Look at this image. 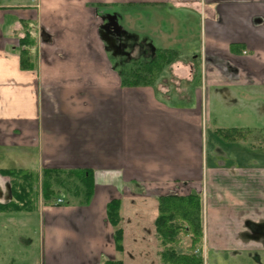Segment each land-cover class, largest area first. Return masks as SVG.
I'll use <instances>...</instances> for the list:
<instances>
[{"label": "crops", "instance_id": "0c3cea01", "mask_svg": "<svg viewBox=\"0 0 264 264\" xmlns=\"http://www.w3.org/2000/svg\"><path fill=\"white\" fill-rule=\"evenodd\" d=\"M168 2L201 13V48L171 25L164 43L185 59L173 84L124 86L107 14L131 4L172 21ZM24 21L36 37L29 69L18 52ZM156 43L141 28V52ZM204 85L235 87L247 100L264 88V0H0V204L11 199L5 169L40 180L46 169L86 170L94 180L87 203L66 191L54 207L0 212V264H159L158 198L193 192L203 197L204 264H264V137L227 141L225 126L209 128ZM113 199L122 202L123 252L107 216ZM190 245L185 236L177 251Z\"/></svg>", "mask_w": 264, "mask_h": 264}, {"label": "trees", "instance_id": "16d2710c", "mask_svg": "<svg viewBox=\"0 0 264 264\" xmlns=\"http://www.w3.org/2000/svg\"><path fill=\"white\" fill-rule=\"evenodd\" d=\"M32 23L23 22V35L19 37L18 52L23 69L33 67L36 37L32 34ZM176 49H156L150 57H132L124 62L121 69L124 86H145L153 84L164 67L182 60ZM250 129L232 127L221 129L219 133L228 141L248 138ZM11 180V199L0 204V212L29 211L33 205V192L36 189L47 203H52L60 193L59 188L75 196H82L87 203L93 195L94 180L91 173L80 170L46 169L41 176L28 169H5ZM58 188V189H57ZM39 193V192H38ZM53 200V201H52ZM159 214L155 220L159 245V264H204L202 253L197 248L204 237L203 197L199 193L189 195H167L158 198ZM122 202L113 199L107 205V216L114 227V240L117 251H123V229L121 222ZM185 236H190L189 253L178 252ZM106 264H123L121 260L107 261Z\"/></svg>", "mask_w": 264, "mask_h": 264}, {"label": "rangeland", "instance_id": "374dc122", "mask_svg": "<svg viewBox=\"0 0 264 264\" xmlns=\"http://www.w3.org/2000/svg\"><path fill=\"white\" fill-rule=\"evenodd\" d=\"M178 1H184V0H178ZM163 9L165 10L164 17H168L169 19L172 18V21L168 19L167 21L166 20L162 21L163 20L162 18L160 20L161 22H157V21L155 22L153 18L151 19H148L147 17L144 18L143 14L141 13V6L139 5L136 6L131 4H127L124 7L116 8V11L113 13V15L108 16L107 14V20L108 21L115 20L116 23L119 24L118 27H120L124 33V37H123L124 39L120 40V42L122 41L123 43L122 48H124V50L128 53H130L129 51L131 49L133 41L141 42V28L149 30L152 33V35L154 34L157 41L156 44L158 49L178 50L179 49L178 45L176 48H174V46H170L168 44L165 45L164 43L165 42L164 40L166 38L163 39V36L165 35V33L168 32L167 27H170L171 25H175V29L172 28L173 29L172 32L177 31L178 32L177 34L182 33L188 36V48H192V47L201 48V43L203 40L202 38L203 17L201 16V13L197 14L190 9L179 6L176 7L173 2L165 3V5H163ZM179 54L182 56L181 53ZM182 60L185 61L184 58ZM182 60L176 61L171 65L164 67L163 70L158 73L156 79L153 81V84L151 85L153 86L159 85L158 87L165 86L169 88V85L171 83L173 84V82H171L172 75L170 72L172 69H175L176 66L178 67L181 66V62H184ZM200 80L201 78H198L195 84L198 83L199 88H202L201 85L199 84L201 83ZM233 89H235V87L219 88V87L211 86L206 88L204 85V91L206 93L205 96L206 98H208L209 128L217 124L218 126H225L226 129L232 127H237V128L243 127L246 128L247 130L251 129L252 132H249L248 138H250L251 136L253 137V139L257 137L258 139L255 138V140H257L258 143H261V141H263L262 137H264V88L257 87L255 90H253L254 97L252 100L241 98L238 94L235 95L232 92ZM185 95H187V97L191 96L190 94H184V96ZM189 99L190 98H187L184 101L188 102ZM178 103L182 104L180 103V101ZM219 135L221 134L219 133ZM206 136L207 139H209V141H212L213 137L211 136L210 131L207 132ZM221 138L225 139L223 136ZM255 149L260 151L263 148L260 147V145H258L255 147ZM59 190L60 193H58V195L65 198L67 196L66 190L64 188H59ZM41 195L42 193L40 191H37L36 189L34 190L33 192L34 205L35 203L36 205L40 204V207L41 206L54 207L56 205L55 201H53L52 203H47L43 199V195L42 196ZM36 205L34 207H36ZM19 212H26V211H19ZM134 217H137V215L134 214ZM8 241L12 243L15 242L16 239H9ZM36 241L37 239L35 240V243ZM20 242L21 241H17V244L19 248H22L23 246L21 245ZM28 246H30V244H28ZM197 249H199L200 250L199 252L202 253L201 252L202 246L198 247ZM8 259L11 264L23 263L19 261V258L16 259L14 257H9ZM27 263L37 264V259L34 257L28 260Z\"/></svg>", "mask_w": 264, "mask_h": 264}, {"label": "flooded vegetation", "instance_id": "af4514ba", "mask_svg": "<svg viewBox=\"0 0 264 264\" xmlns=\"http://www.w3.org/2000/svg\"><path fill=\"white\" fill-rule=\"evenodd\" d=\"M106 25L104 27V35L106 36L108 42H109V48L111 49V53L114 56H118L120 58V62H122V65L124 62L130 60L132 57H150L153 54H149L147 52L142 53L141 52V42H135L133 41V44L130 49V53L126 52L124 48H122V41L124 38V33L122 29L119 26V24L116 23L115 20H106ZM128 53V54H127ZM133 54V55H132Z\"/></svg>", "mask_w": 264, "mask_h": 264}, {"label": "built area", "instance_id": "2783aa9c", "mask_svg": "<svg viewBox=\"0 0 264 264\" xmlns=\"http://www.w3.org/2000/svg\"><path fill=\"white\" fill-rule=\"evenodd\" d=\"M61 203H62V199H59V198L56 199V201H55V204H56V205H60Z\"/></svg>", "mask_w": 264, "mask_h": 264}]
</instances>
